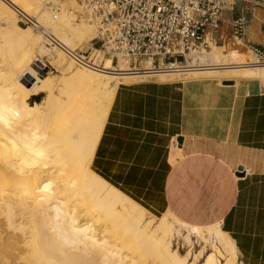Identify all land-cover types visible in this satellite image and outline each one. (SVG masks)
I'll return each mask as SVG.
<instances>
[{"label": "bare ground", "instance_id": "bare-ground-1", "mask_svg": "<svg viewBox=\"0 0 264 264\" xmlns=\"http://www.w3.org/2000/svg\"><path fill=\"white\" fill-rule=\"evenodd\" d=\"M61 1L0 0V264H188L189 256L191 264H197L208 248L211 254L202 264H222L219 259L237 264L234 244L219 225L190 229L169 212L155 218L91 171L116 88L111 89L101 74L122 76L131 69L126 61L114 66L104 59L103 70H85L61 50L45 48L32 27L17 24L18 15H26L70 49L91 41L98 27L89 13L74 0ZM50 2L59 6L58 12L48 7ZM234 43L231 48L228 42L226 47H212L205 58L217 62L225 54H237L238 59L230 61L248 67L240 76L264 80V65ZM202 53L191 52L183 62L165 68L169 71L149 72L161 81H186L213 75L216 72L209 70L225 65L223 60L212 68L189 69L192 73L181 78L186 60ZM38 55L49 56L56 75L41 76L32 69ZM136 73L126 74L125 82L136 81L131 79ZM41 94L40 102L29 104L30 97ZM183 229L185 236L180 234ZM192 232L203 242L197 255L188 244ZM176 239L189 245L184 258L174 249Z\"/></svg>", "mask_w": 264, "mask_h": 264}, {"label": "crops", "instance_id": "crops-1", "mask_svg": "<svg viewBox=\"0 0 264 264\" xmlns=\"http://www.w3.org/2000/svg\"><path fill=\"white\" fill-rule=\"evenodd\" d=\"M239 16L247 23L236 41L229 24ZM217 37L216 47L236 42L264 53V0H224ZM154 78L116 86L91 171L150 215L169 212L197 229L219 225L241 264H264V86Z\"/></svg>", "mask_w": 264, "mask_h": 264}, {"label": "built area", "instance_id": "built-area-1", "mask_svg": "<svg viewBox=\"0 0 264 264\" xmlns=\"http://www.w3.org/2000/svg\"><path fill=\"white\" fill-rule=\"evenodd\" d=\"M61 1V0H60ZM89 13L98 27L97 35L84 47L70 49L54 38L51 30L18 15L21 25L40 32L48 49H59L74 65L103 70L104 59L118 65L127 62L134 72L166 70L181 63L191 52L209 51L219 43L224 0H74ZM53 12L59 6L50 2ZM247 20L233 18L230 35L240 41ZM247 49L264 64V53L254 45ZM42 59L34 61L38 71L48 69ZM145 66H150L145 70ZM150 78V77H149ZM153 78V77H152Z\"/></svg>", "mask_w": 264, "mask_h": 264}, {"label": "rangeland", "instance_id": "rangeland-1", "mask_svg": "<svg viewBox=\"0 0 264 264\" xmlns=\"http://www.w3.org/2000/svg\"><path fill=\"white\" fill-rule=\"evenodd\" d=\"M63 1H60V4L62 3ZM48 6V5H47ZM49 7V6H48ZM61 8H62V6H61ZM76 16H77V14H75ZM23 16H26V15H23ZM28 17H31V18H33V17H35V16H28ZM17 19H18V22H17V24L20 26V27H22V28H28V26H23V25H21L20 23H19V17H17ZM31 29V28H30ZM31 31L33 32V33H35V34H38L40 37L42 36L41 34H40V32H38V31H35L34 29H31ZM42 38V37H41ZM89 41V40H88ZM88 41H86L85 43H83L81 46H79V48H81V47H84L87 43H89ZM42 42L44 43V39L42 38ZM45 45V44H44ZM45 48H47V47H45ZM212 48V47H211ZM48 49V48H47ZM248 49H245V48H242V49H240V50H238V51H240V52H243V51H246V52H248L247 51ZM55 51V53L56 52H59L60 50L59 49H55L54 50ZM54 51H52L51 52V54H53V55H55V53H54ZM211 51V49L209 50V51H202L203 53L201 54V55H198L196 58H193L192 59V61H190V59L188 58L187 60H186V64H188L186 67H187V71L185 70V71H182L180 74H179V76H181V78H186L188 75H190L191 73H192V71L190 72V70L189 69H191V70H194V69H196V68H212V66H214V65H220L221 63H222V61L224 60L225 61V65H223V66H220L221 68H219L218 70H216V71H214V70H209V71H211V72H216V73H214L213 75H210V76H208V77H205V78H200V79H218V80H229V81H235V82H238V81H241V80H250V81H258V80H256V79H254V78H246V77H242V76H240V74L244 71V70H246V68H248L247 67V65H244V64H237V63H234V62H231L230 61V58H232V57H234V58H236V59H238V55L236 54H233V55H229V54H225V56L222 58V60L220 59V61H217V62H212L209 58L207 59V58H205V56L208 54V52H210ZM201 53V52H200ZM206 54V55H205ZM204 56V57H203ZM48 57V58H47ZM37 59H42V62H44L45 64H46V66L48 67V69H45L44 71H38L35 67H34V62H32V64H31V67H32V69L35 71V72H37L38 74H40L41 76H44V75H47V74H49V73H52L53 75H56L57 74V72L55 71V69H54V67H52L51 66V64L50 63H52V61L49 59V56H47V55H42V57H41V55L39 56H37L36 57ZM201 59V60H200ZM264 65V64H263ZM235 66V67H234ZM237 67V68H236ZM78 68V67H77ZM240 70H239V69ZM243 68V69H242ZM83 69H85V70H88V69H86V68H83ZM166 72V71H169V70H162V71H159V73L160 72ZM99 74H101V73H99ZM126 74H132V73H125L124 75H103V74H101L103 77H105V78H108L109 79V87L111 88V89H114L115 88V86H117L120 82H125L126 80H128V79H126V78H128V75H126ZM156 75H157V73H152V72H149V71H144V72H139V73H136V75H133L132 76V78L131 79H135L136 81L137 80H141V79H144L145 77L146 78H149V77H156ZM140 77H141V79H140ZM144 77V78H143ZM139 78V79H138ZM145 78V79H146ZM155 79V78H154ZM30 81L31 80H26V85H29V83H30ZM176 81H181V80H176ZM25 82V81H24ZM261 85H263L264 86V80H260V81H258ZM115 84V85H114ZM44 98V95L43 94H41V95H39V96H36V97H30L29 98V104H31V103H33V102H40L42 99ZM151 216H153V215H151ZM153 217H155V216H153ZM160 217V216H159ZM159 217H155V218H159ZM186 225H184L185 227H187V228H190L191 229V227H193L194 229H195V227H197V226H192V225H189V224H187V223H185ZM183 231H185V229H183L181 232H180V234L182 235L183 234V236H185V232H183ZM194 234V235H193ZM191 235L193 236H191L190 237V241H189V245H190V243L192 244V247H191V249H192V252H193V254H195V255H197L198 254V252L199 251H202V246H203V242L201 241V242H198V240H199V238H196L197 236H196V233L195 232H192L191 233ZM197 239V240H196ZM173 245H174V249L176 248H178V250L180 251V256H181V258H184L185 257V255L187 254V252L189 251V245L187 246V245H185L184 243H183V241L181 240V239H176V241L175 242H173ZM177 246V247H176ZM211 254V250H209V248H208V250L207 251H205L204 252V255L203 256H201V258L198 260V262H197V264H202V263H204V261H205V259H206V257H208L209 255ZM205 258V259H204ZM237 259H238V257H237ZM188 264H191V262H192V257L190 258V256H189V258H188V260L186 261ZM219 263H224V260L223 259H219ZM240 262H239V260H237V264H239Z\"/></svg>", "mask_w": 264, "mask_h": 264}, {"label": "water", "instance_id": "water-1", "mask_svg": "<svg viewBox=\"0 0 264 264\" xmlns=\"http://www.w3.org/2000/svg\"><path fill=\"white\" fill-rule=\"evenodd\" d=\"M232 84H233V81H224L223 82V85H232ZM178 141L180 142V139ZM241 170H242L241 167H239L238 170H237L236 174H237L238 177L242 176V173H240Z\"/></svg>", "mask_w": 264, "mask_h": 264}, {"label": "trees", "instance_id": "trees-1", "mask_svg": "<svg viewBox=\"0 0 264 264\" xmlns=\"http://www.w3.org/2000/svg\"><path fill=\"white\" fill-rule=\"evenodd\" d=\"M157 217H159V216H157Z\"/></svg>", "mask_w": 264, "mask_h": 264}]
</instances>
